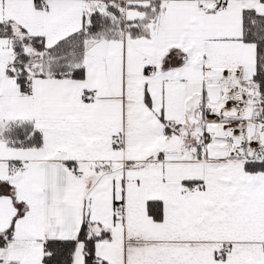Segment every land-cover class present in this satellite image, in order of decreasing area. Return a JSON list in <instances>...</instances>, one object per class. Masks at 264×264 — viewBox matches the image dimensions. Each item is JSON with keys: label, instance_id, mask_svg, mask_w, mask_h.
Masks as SVG:
<instances>
[{"label": "snow or ice", "instance_id": "obj_1", "mask_svg": "<svg viewBox=\"0 0 264 264\" xmlns=\"http://www.w3.org/2000/svg\"><path fill=\"white\" fill-rule=\"evenodd\" d=\"M0 264H264V0H0Z\"/></svg>", "mask_w": 264, "mask_h": 264}]
</instances>
